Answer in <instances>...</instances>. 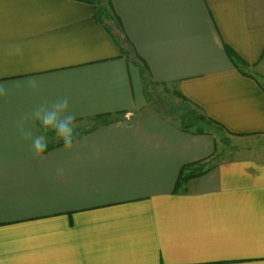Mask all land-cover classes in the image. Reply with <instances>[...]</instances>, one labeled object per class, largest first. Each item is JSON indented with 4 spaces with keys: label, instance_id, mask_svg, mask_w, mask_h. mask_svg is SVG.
Returning <instances> with one entry per match:
<instances>
[{
    "label": "crops",
    "instance_id": "0c3cea01",
    "mask_svg": "<svg viewBox=\"0 0 264 264\" xmlns=\"http://www.w3.org/2000/svg\"><path fill=\"white\" fill-rule=\"evenodd\" d=\"M109 2L110 30L97 2L0 0V264H264V0ZM159 85L216 131L149 110ZM59 97L81 137L38 157L17 123Z\"/></svg>",
    "mask_w": 264,
    "mask_h": 264
},
{
    "label": "clouds",
    "instance_id": "9594fccd",
    "mask_svg": "<svg viewBox=\"0 0 264 264\" xmlns=\"http://www.w3.org/2000/svg\"><path fill=\"white\" fill-rule=\"evenodd\" d=\"M10 55L22 56V50L19 47L10 50ZM28 83L32 87H36V80L31 79ZM8 89L4 85H0V97H7ZM69 100L67 97H59L50 105L43 104L34 108L31 113L33 120H38L43 126V132L39 135H33L30 128L25 127V122L28 117H22L17 123V128L22 136L32 141V151L36 156H42L48 148L49 140L47 133L52 131L58 141H62L64 150H71L74 146V141L79 135L76 131L74 123L75 116L68 110ZM58 171H62L59 170Z\"/></svg>",
    "mask_w": 264,
    "mask_h": 264
},
{
    "label": "rangeland",
    "instance_id": "374dc122",
    "mask_svg": "<svg viewBox=\"0 0 264 264\" xmlns=\"http://www.w3.org/2000/svg\"><path fill=\"white\" fill-rule=\"evenodd\" d=\"M148 97L150 103L149 110L155 111L160 115H163L164 117L174 121L186 119V124L193 130L209 131L214 129L216 131L214 126L202 121L190 123L189 116L192 114L194 115L196 112L191 106L187 105L183 100L180 99L174 86H152L149 89ZM90 125H87L86 127H89ZM86 127L79 129V131H84ZM227 145L231 147L234 146L230 142H228Z\"/></svg>",
    "mask_w": 264,
    "mask_h": 264
},
{
    "label": "trees",
    "instance_id": "16d2710c",
    "mask_svg": "<svg viewBox=\"0 0 264 264\" xmlns=\"http://www.w3.org/2000/svg\"><path fill=\"white\" fill-rule=\"evenodd\" d=\"M80 1H85V2H88V3H95L97 2L99 5V11H98V15H99V19L100 21L104 24V26L106 28H108L110 30V28H113L115 25H117L113 19V17L111 16L109 10L111 8V5H110V2L109 0H98V1H95V0H80ZM104 2V4H102ZM119 23V22H118ZM123 40V36L121 38ZM124 41H126L127 43L128 40L125 39L124 37ZM131 48V46H130ZM123 52L128 55L130 54V51H125V49H122ZM231 56L235 59H238L237 56L235 54H233L232 52H230ZM242 63V62H240ZM146 77V76H145ZM147 80V78H145ZM151 85H153V83L151 82ZM178 96L179 97H183L180 93H178ZM190 117V123H194V122H198V121H202V122H205L209 125H212L213 121L211 119H208L206 118L204 115H198L196 113H194V115L192 114ZM186 119H181V126L184 128V129H189V126L186 124L187 122L185 121ZM198 133H202L203 131L202 130H197ZM79 137H81V134H79L77 136L76 139H78ZM199 163V162H198ZM197 162L195 163H190V164H186L185 166H183L180 174H179V177H178V180L176 182V185H175V189H174V193H178L180 191H184V186L186 184V182L195 177L197 174H199L200 172V169L196 166L198 164Z\"/></svg>",
    "mask_w": 264,
    "mask_h": 264
}]
</instances>
